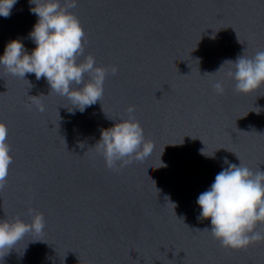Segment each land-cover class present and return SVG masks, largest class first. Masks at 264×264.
Instances as JSON below:
<instances>
[{
  "label": "water",
  "instance_id": "obj_1",
  "mask_svg": "<svg viewBox=\"0 0 264 264\" xmlns=\"http://www.w3.org/2000/svg\"><path fill=\"white\" fill-rule=\"evenodd\" d=\"M34 6L18 0L0 16V55L18 38L36 47L28 38ZM70 11L85 33L79 59L90 54L109 69L103 96L73 113L46 79L0 65V122L13 158L0 219L45 220L0 264H264V240L244 250L222 246L204 230L210 219H198L197 204L225 158L264 170V88L241 94L228 75L234 66L218 71L264 50V0H78ZM130 117L149 146H165V166H107L95 148L101 131Z\"/></svg>",
  "mask_w": 264,
  "mask_h": 264
},
{
  "label": "clouds",
  "instance_id": "obj_2",
  "mask_svg": "<svg viewBox=\"0 0 264 264\" xmlns=\"http://www.w3.org/2000/svg\"><path fill=\"white\" fill-rule=\"evenodd\" d=\"M17 3L18 0H0V16L9 17ZM29 3L35 5L30 11L38 17L28 36L36 47L29 51L22 39L11 40L0 55V65L14 76L26 79L27 74L34 73L36 80L46 79L51 92L68 98L71 112L86 111L103 96L109 69L97 66L95 57L90 54L83 61L79 59L84 53L85 33L78 17L70 11L77 6L78 0H29ZM225 64L234 66L228 75L234 78L239 93L251 95L264 88V50L257 51L251 58L243 54L235 61L226 60L218 71ZM117 71V66L111 67L112 74ZM85 74L90 77L87 82ZM213 87L218 93L224 91L220 81ZM34 103L40 111L45 110L39 99ZM127 111L133 113L134 106ZM7 136V126L0 122V187L13 159ZM95 148L101 151L109 168L117 164L145 167L157 159L160 167L165 166L161 160L165 146L162 151L149 146L142 129L131 117L102 129ZM225 163L228 166L216 174L211 186L197 198L201 209L198 219H210L211 228L204 230L210 231L222 246L244 250L253 242L264 240V232L256 231L264 224V170L253 172L241 161L237 165L227 158ZM156 168L159 167L152 171ZM33 211L29 209L30 213ZM44 227L42 213L33 215L31 223L19 218L14 221L0 219V255L5 250L9 253L27 233L38 234Z\"/></svg>",
  "mask_w": 264,
  "mask_h": 264
}]
</instances>
